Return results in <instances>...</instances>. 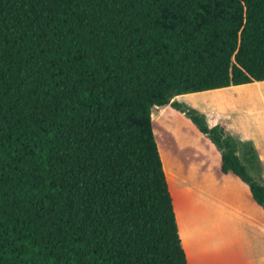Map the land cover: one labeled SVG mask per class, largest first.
<instances>
[{
    "label": "trees",
    "instance_id": "16d2710c",
    "mask_svg": "<svg viewBox=\"0 0 264 264\" xmlns=\"http://www.w3.org/2000/svg\"><path fill=\"white\" fill-rule=\"evenodd\" d=\"M260 81L264 0H0V264H189L153 109L264 208L237 140L172 101Z\"/></svg>",
    "mask_w": 264,
    "mask_h": 264
},
{
    "label": "crops",
    "instance_id": "0c3cea01",
    "mask_svg": "<svg viewBox=\"0 0 264 264\" xmlns=\"http://www.w3.org/2000/svg\"><path fill=\"white\" fill-rule=\"evenodd\" d=\"M261 87H263L262 91ZM244 88H252L253 91L258 92L261 103L252 105L249 100L238 97L240 94L238 90ZM218 93L234 94L235 98L222 96L227 99L222 103L206 102L192 106L203 112L209 109V125L224 126L226 132L237 140L241 160L264 184V81L198 92L193 95L205 97V99L210 97L209 100H211L214 95L221 97L217 95ZM169 106L171 104L153 109V124L174 198L179 231L189 264H264V208L255 201L246 182L232 172L227 174L222 172L221 152L192 120L187 119V122L195 134L194 138L189 140L187 135L181 132L176 125L177 122L170 120V116L176 118V114L180 112L169 109L171 108ZM251 147L255 150V159L251 158ZM206 185L210 186L211 190L217 188L221 192L220 207L215 206L220 213L217 221L212 217L211 203L216 201V198L212 196L211 190L209 198L212 211L209 216L206 214L203 218L206 222L205 230L209 234L208 238L211 237V243L215 242L218 249L210 245L202 246L201 249H195L192 253L191 249L185 245L186 240L182 235L185 221L180 216L182 210L175 192L177 188L180 198L181 194H185L184 199L187 198V193H195L203 208L206 200L202 198L204 194L202 189ZM183 209L186 213L185 207ZM190 229L195 243L196 240L201 239L202 234L193 226Z\"/></svg>",
    "mask_w": 264,
    "mask_h": 264
},
{
    "label": "rangeland",
    "instance_id": "374dc122",
    "mask_svg": "<svg viewBox=\"0 0 264 264\" xmlns=\"http://www.w3.org/2000/svg\"><path fill=\"white\" fill-rule=\"evenodd\" d=\"M262 89H263V87L260 88L261 91H262ZM238 91L240 93L238 97H242V98H245V100H249V102H251L252 105H257L258 103L259 104L261 103V97L258 95V92L253 91L252 88H244V89H241ZM217 95H219L221 97H215V95H214V98L209 100L210 97L205 99V97L194 96L193 93H188V94L180 95L177 98L174 97L175 98L174 101L179 102L188 108L195 109L197 112H199L200 115H202L205 118L207 124L209 125V121H208V119H210L209 109H207V110H205V112H203V111L197 109L196 107H193L192 105L200 104V103H206V102H208L210 104L219 103V102L222 103L225 100H227L224 97H229L232 99L235 98V97H233L234 94L225 95V94H219L218 93ZM222 96H224V97H222ZM172 101H173V99H172ZM226 102H230V101H226ZM169 107H171V108H169L171 110L173 109V110H177L178 112H180V114H176V118H173L172 116H170V120L173 122H177L176 125L179 127L181 132H184L187 135L189 140L191 138H194L195 134L187 122V119L191 120V118L185 112L175 108L174 106L171 105ZM155 112L159 113L158 111H155ZM172 118H173V120H172ZM154 129H155V125H154ZM157 129H158V127H157ZM252 174H254V173H252ZM180 177H181V173H180ZM260 177H262L261 173H260ZM202 190L204 193L202 198L204 200H206V201H204L205 203L203 205V208H202V203L198 202L199 200H198V197L195 195V193L194 194L192 192L187 193V198L184 199L185 194H181L182 197L180 198L177 188H176V192H175L176 197H178L177 200L179 201V207L182 210L180 216L183 217V219L185 221L184 229H182V235H183V238L186 240L185 245L188 246L189 249H191L192 253L194 252L195 249L196 250L201 249L202 246L208 247L210 245L211 247L214 246L215 249H218V245L215 242L211 243V240H210L211 237L208 238L209 234L206 233V230H205L206 229V222L203 220V218H204V216H206V214H208V216H209V214H211V211L213 210L212 211V217L214 218L215 221H217V219H218L217 216H220V213H218V208H216L215 206L220 207L219 205H220V193L221 192L217 188H215L214 190H211V187L208 185L204 186ZM210 190H211L212 196H214L216 198V201L211 203L212 204V210H211L210 198H209V191ZM181 200H183V201H181ZM183 207H185L186 213H185ZM214 220H213V222H214ZM207 223H208V220H207ZM192 226L195 227V230L197 232H200L202 234L201 239L198 241L196 240V242H197V243L195 242L196 244L193 241L194 236H193V234H191V233H193L192 230L190 229V227H192Z\"/></svg>",
    "mask_w": 264,
    "mask_h": 264
}]
</instances>
